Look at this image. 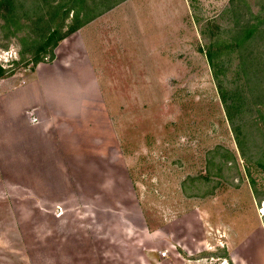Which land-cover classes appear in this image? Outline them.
Listing matches in <instances>:
<instances>
[{"label":"rangeland","instance_id":"1","mask_svg":"<svg viewBox=\"0 0 264 264\" xmlns=\"http://www.w3.org/2000/svg\"><path fill=\"white\" fill-rule=\"evenodd\" d=\"M69 1L25 0L19 24L0 16V111L34 80L60 98L59 114L39 104L40 124L33 106V122L5 115L0 264H264V73L243 57L264 59V0H241L240 17L231 0H128L83 27L88 38L90 24H117L123 50L101 54L90 38L91 57L71 48L35 66L45 21ZM250 19L262 33L241 53ZM212 42L227 87L246 97L239 136L206 58Z\"/></svg>","mask_w":264,"mask_h":264},{"label":"trees","instance_id":"2","mask_svg":"<svg viewBox=\"0 0 264 264\" xmlns=\"http://www.w3.org/2000/svg\"><path fill=\"white\" fill-rule=\"evenodd\" d=\"M21 1H23V4H21ZM24 1L25 0H0V16L6 22V26H8L10 23L19 24V8H21L22 5L24 7ZM126 1L128 0H101V4L104 5V9H101L95 14H93L94 11H92L90 7H87L85 0H70L66 5H62L64 7H61V9L56 8V14L49 21H45L46 27L43 29L41 42L37 52L34 54L33 64L37 66L41 63H45L44 56L47 57L48 55H51L53 61L56 58L55 50L66 38L72 36L76 32L80 31L85 25L89 24L103 14L113 10L115 7L123 4ZM76 4H78V6H82L79 11H76ZM84 9L86 10L85 13L83 11ZM240 10L241 0H231L230 8L227 13L233 14L234 17H240L242 16ZM71 12H73V20L72 23L68 25L67 21L70 18ZM58 17H60L59 23L53 25V22ZM254 18L256 22H264V16L261 12L254 16ZM43 20L44 19H41L40 22H43ZM252 22V19L247 21V26H245L237 36L236 44L238 49L241 50V53H244V50L249 49L253 40L256 37H259L262 33L259 28L260 25L256 22ZM205 54L212 71L218 94L224 105L226 116L234 129V133L239 136L238 117L244 113L243 108L246 100L244 92H242V90L240 92L239 88L234 89V87H230V90L229 87H227L223 78L222 62L220 57L221 53L216 42H212L207 47V49H205ZM243 57H245V63H247L246 60H248L246 57H253V59H251L250 68L252 69L256 66V69H258L260 73H264L263 57L261 58L255 56L254 54L247 56L243 55ZM6 73L7 69L0 66V78L5 77ZM258 97L262 99L264 95L259 93Z\"/></svg>","mask_w":264,"mask_h":264},{"label":"crops","instance_id":"3","mask_svg":"<svg viewBox=\"0 0 264 264\" xmlns=\"http://www.w3.org/2000/svg\"><path fill=\"white\" fill-rule=\"evenodd\" d=\"M95 24L96 23L89 25L88 28H90L89 31H91V36H88V38L84 37V32H85V30H88L87 28H82V30H80V31L76 32L75 34H73L72 36H69L68 38H66L58 46V48L55 50L56 57H64L66 54L65 51H67L69 49L71 50V48H75V50L77 51L76 54L73 55L74 57L75 56L76 57H91L92 54L89 50L88 42L86 43V41H87L86 39H90V38L93 41L95 40V44H96V48H97L96 50L98 52H100L101 54L105 52L106 55L112 56L117 48L121 47V50H123L125 48L123 46L125 41L120 40V39H116V33H115L116 31L119 32L121 35L123 32H125V31L116 30L117 24L115 25V27L110 26V27H108V29L106 28L105 31H103L101 33L100 32L98 33V30H99L97 28L98 23L96 25ZM78 35H79V39L77 37ZM72 41H73V44L71 43ZM150 42H151V44H150ZM150 42L145 41V43L143 45V48H145L144 52L145 51L149 52L150 56L156 55V53H157V55L162 54V53H160V47L157 45H153L155 43H153L152 41H150ZM103 50H104V52H103ZM41 65H44V64H41ZM80 65H82V64H80ZM40 72L41 71L37 68V71L35 73V78H36V76L38 78L41 77ZM40 81L34 80L32 82L33 84L26 89V90H28L27 93H20V97H19L20 102L19 103L17 101H16V104L13 103V99L15 98V97H13V95L8 97L7 100L5 99V101L3 102V106H5L6 110H4V112L0 111V118L3 115L2 120H0V132H2L4 130V128L2 129V124L4 126H7L4 123V122H7L6 117L14 119V117H17V118L21 117V116L23 117L22 113H24L26 121H29V122L32 121L33 122V118L30 117L31 114L29 112V107L33 106L34 107L33 114H34V116H36V118H38V124H40L39 120L42 116V113H41V109L39 108V104L47 106L46 109L49 112L53 111L52 110L53 108H51L52 103H55V101H56L55 104H57V103L59 104V101H60V98L58 97L59 96V90H57L54 86L53 87H45V85L39 84ZM42 81H44V80L42 79ZM50 94L52 96H50ZM30 99L34 103L29 104ZM0 103H2V102H0ZM27 104H29L28 107H25ZM24 109H26V110H24ZM53 112L56 114H59V111H53ZM5 115H6V117H5ZM34 123H36V122H34ZM44 124H47V123H44ZM1 146H2V135H0V149H1ZM1 172H2V168H1V164H0V175H1ZM160 258L162 259L163 257H160ZM224 258H225V260H228V256L224 255ZM233 262H236V261H233ZM238 264H240V263H238Z\"/></svg>","mask_w":264,"mask_h":264},{"label":"built area","instance_id":"4","mask_svg":"<svg viewBox=\"0 0 264 264\" xmlns=\"http://www.w3.org/2000/svg\"><path fill=\"white\" fill-rule=\"evenodd\" d=\"M4 62L7 63V62H10V61L9 60H7V61L5 60ZM0 65H2V67H3V64H0ZM261 215L264 217V205L262 206ZM166 255H167V251L162 253V256H166Z\"/></svg>","mask_w":264,"mask_h":264}]
</instances>
